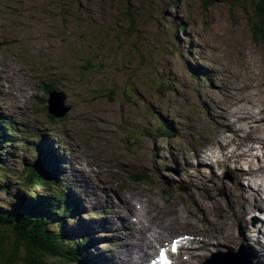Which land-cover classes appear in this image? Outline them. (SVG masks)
I'll use <instances>...</instances> for the list:
<instances>
[{"label":"rangeland","instance_id":"obj_1","mask_svg":"<svg viewBox=\"0 0 264 264\" xmlns=\"http://www.w3.org/2000/svg\"><path fill=\"white\" fill-rule=\"evenodd\" d=\"M252 3L0 0V120H15L21 131L12 134L18 142L4 148L0 178L13 181L22 164L34 159L30 147L47 144L51 154L62 159L59 182L70 187L78 204L79 215L68 219L69 229L92 233L96 244L91 251L100 261L104 255H117V264H125L133 248L121 250L128 229L114 211L124 201L109 181L112 177L119 188L154 194L163 206L175 200L187 212L193 225L179 227L165 240L203 233L193 235L184 259L204 264L207 257L220 261L242 250L257 264L256 246L239 237L247 233L240 220H233L238 243L222 249L207 246L208 240H215L209 237L205 215L218 227L231 222L236 210L230 203L238 198L239 186L231 187L234 176L216 157L204 159L198 151L212 148L217 153L220 131L231 135L225 124L232 121V92L244 84L245 93L258 94L264 103V39L254 36ZM49 90H55L56 101L70 106L65 116L48 113ZM16 93L22 96L16 98ZM164 121L173 136L156 132ZM261 124L264 127V121ZM258 150L264 156V146ZM200 159L205 164L196 170ZM143 176L145 181L137 182ZM240 184L249 187L245 178ZM9 187L8 194L0 193V201L9 202L23 192L13 182ZM252 194L257 199L258 189ZM251 200L244 197L248 205ZM256 213L247 218L251 226L264 224V214ZM4 228L0 225L5 244L18 246L23 254L22 242L16 244V235ZM43 264L69 263L52 257Z\"/></svg>","mask_w":264,"mask_h":264},{"label":"bare ground","instance_id":"obj_2","mask_svg":"<svg viewBox=\"0 0 264 264\" xmlns=\"http://www.w3.org/2000/svg\"><path fill=\"white\" fill-rule=\"evenodd\" d=\"M66 62L67 61H65L64 63ZM76 65L77 64L73 66H76ZM21 79H23L22 76H21ZM245 89L246 87L243 84L239 90L232 92L231 94L232 103L234 105V107L232 106L233 109H231V114H230L232 121L227 122L225 124V127L231 132L230 133L231 135H227L224 132L220 131V134H218V136L216 137V142L218 143V146L222 151L219 150L216 153V151H214L212 148L198 150L202 154L201 156L204 159H211L213 157H216L217 162L223 164L225 168H227L228 170H230V172H232L234 176V182L231 185V187L234 188L235 185H238L239 190L237 194H235L238 198L237 199L234 198L233 199L234 202L231 201L230 208H233V210H236V211L232 215H230V217H232L231 222L227 223L223 227H218L215 221H213L210 217H208L207 214L203 211V207H200V209L202 210L204 214H206L204 219L207 221V224H208L207 228L211 229L209 237L212 240L213 239L215 240L214 244H213V241L208 240L206 242L207 246L222 249V248H225V246L227 245H235L236 241L238 243V236L234 232L235 224L233 220H240L245 225V228L247 231L246 234H239L241 241L243 243H247V245L248 246L250 245V247H251V244L255 245L256 250L255 249L253 250L254 259L257 262V264H264V260L262 259L264 257V230H263L264 224L260 226H251L247 219L248 216L253 215V214L257 216L256 212L260 214H264V156L260 152V150H258V147L264 146V127L261 124L264 121V117H263L264 115H262V112L264 111V103L260 99L258 94L245 93L246 91ZM16 95L14 94L16 98H19L22 96L21 93L20 94L16 93ZM227 119L228 117L226 116V120ZM249 130L253 131V133L256 135L251 137ZM241 132H246L244 137L239 136ZM246 137L249 138L248 141L245 140ZM34 144L35 146L37 145L36 143ZM48 146L49 145L44 144V147L47 148ZM204 159L198 160L196 165H194L196 170H199L201 165L205 164ZM187 165H191V162L187 161ZM243 178L247 180L249 187H245L240 184ZM108 179L116 187L118 191V196L120 197V199L124 201L123 206L121 205L115 206L114 211L117 217L122 218L124 226L126 227V229H128V231L126 232L125 236L122 239L124 243L121 244V250H124V249L127 250L133 247L131 248L130 253L126 254L129 256V258L125 260V264H146L149 259H152V260L156 259L157 245L167 242L165 241L167 237L171 233H174V230L178 229L179 227L193 225V223L190 220H188L187 214H185L187 212L181 209L175 200L174 202L170 201L168 203V206H163L160 204L158 198L154 194H135L132 191L128 190L129 188L128 189L119 188L117 181L114 180L112 177H108ZM119 179H121V177ZM192 183L196 184V181ZM227 186L229 189L228 184ZM257 189H258V194L255 195L257 199L253 200L254 195L252 194V191H255ZM245 196H247V198L249 199H252L249 202V205L247 204L246 201H244ZM256 200L257 202H255ZM201 205H204L203 198H201L200 206ZM122 208L126 210L125 213H123ZM244 208L247 209V212L245 213H244ZM196 235H199V237H201L203 233L198 231ZM179 243L181 242L180 241L174 242L173 240H171L169 241L168 247L170 248H172L173 246L177 247ZM128 244H130L131 246H129ZM127 245H128V248H126ZM181 247L183 246L181 245ZM261 251L263 252L261 253ZM182 253L183 255L180 253L179 261H177L176 264H193L190 258L184 259L183 257L185 254L184 252ZM202 255H204V253H202ZM116 257L117 255H114L113 259H115ZM118 264H121V263L118 262Z\"/></svg>","mask_w":264,"mask_h":264},{"label":"trees","instance_id":"obj_3","mask_svg":"<svg viewBox=\"0 0 264 264\" xmlns=\"http://www.w3.org/2000/svg\"><path fill=\"white\" fill-rule=\"evenodd\" d=\"M252 1L254 16L251 27L256 39L259 37L264 39V0ZM174 4L177 5L178 2L175 1ZM15 123L11 119L0 120L1 171L4 167L2 161L6 155L4 148L7 150L10 144L19 140L18 137H12V132H21ZM158 133L169 136L170 127L162 124L158 128ZM23 145L27 146V142ZM32 148L34 155L35 153L38 155L33 162L29 163L30 165L22 164L21 170L12 177L13 181H7L4 177L0 178V192L8 193L11 182L16 189L24 192L15 197H9V202L0 201V225L6 227L4 229H10L16 235V244L22 242L24 251L18 256V246H7L4 237L0 235V264H19V258H25L21 264H43L52 257L63 259L69 264H91L88 257L90 248L93 246L91 235L78 236L75 231L69 230L65 225L67 219L74 218L73 216L78 214L76 206L66 195L67 189L58 183L57 190L51 191L52 193L48 196L39 195L38 191L32 190L35 186L50 187L48 184L53 180L58 182V176L48 161L50 155L46 149ZM54 222H57L61 232L49 228L48 225Z\"/></svg>","mask_w":264,"mask_h":264},{"label":"water","instance_id":"obj_4","mask_svg":"<svg viewBox=\"0 0 264 264\" xmlns=\"http://www.w3.org/2000/svg\"><path fill=\"white\" fill-rule=\"evenodd\" d=\"M48 109H49V111H50L52 114H54V115H56V116H62V115H64V114L67 112V110H68L67 107H65V108L60 107V105H59L57 102H55V100L53 99V97H51V98L49 99V107H48ZM18 256H19V254H18ZM22 260H25V258H23ZM18 261H19V260H18ZM25 263H26V262H25ZM20 264H21V262H20Z\"/></svg>","mask_w":264,"mask_h":264},{"label":"snow or ice","instance_id":"obj_5","mask_svg":"<svg viewBox=\"0 0 264 264\" xmlns=\"http://www.w3.org/2000/svg\"><path fill=\"white\" fill-rule=\"evenodd\" d=\"M177 249H176V247H173V251H176ZM162 256L164 257V259H165V264H171V261H168L167 260V257H166V254L165 253H162Z\"/></svg>","mask_w":264,"mask_h":264}]
</instances>
